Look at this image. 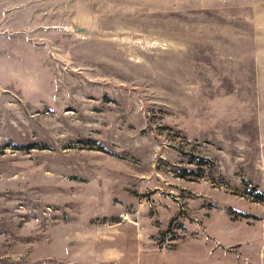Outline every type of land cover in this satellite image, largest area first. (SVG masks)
<instances>
[{
  "label": "rangeland",
  "instance_id": "obj_1",
  "mask_svg": "<svg viewBox=\"0 0 264 264\" xmlns=\"http://www.w3.org/2000/svg\"><path fill=\"white\" fill-rule=\"evenodd\" d=\"M139 250L264 264V0H0V264Z\"/></svg>",
  "mask_w": 264,
  "mask_h": 264
},
{
  "label": "crops",
  "instance_id": "obj_2",
  "mask_svg": "<svg viewBox=\"0 0 264 264\" xmlns=\"http://www.w3.org/2000/svg\"><path fill=\"white\" fill-rule=\"evenodd\" d=\"M117 252L118 253H113L109 258L119 262L125 261L124 256H122L123 251L118 250ZM180 257L181 256H178V258H175L174 262L169 263L165 261L166 257L164 255L162 256L161 253L157 255V253L140 252L139 250V252L135 254L134 260L135 264H184ZM195 259H197V257ZM195 262L194 256L191 257L190 264H194Z\"/></svg>",
  "mask_w": 264,
  "mask_h": 264
}]
</instances>
